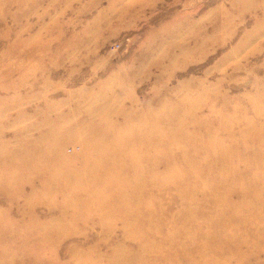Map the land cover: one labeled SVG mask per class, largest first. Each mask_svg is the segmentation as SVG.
Instances as JSON below:
<instances>
[{"label": "rangeland", "instance_id": "obj_1", "mask_svg": "<svg viewBox=\"0 0 264 264\" xmlns=\"http://www.w3.org/2000/svg\"><path fill=\"white\" fill-rule=\"evenodd\" d=\"M0 264H264V0H0Z\"/></svg>", "mask_w": 264, "mask_h": 264}, {"label": "bare ground", "instance_id": "obj_2", "mask_svg": "<svg viewBox=\"0 0 264 264\" xmlns=\"http://www.w3.org/2000/svg\"><path fill=\"white\" fill-rule=\"evenodd\" d=\"M228 259V258H227Z\"/></svg>", "mask_w": 264, "mask_h": 264}]
</instances>
